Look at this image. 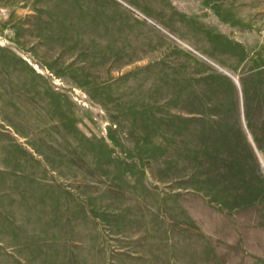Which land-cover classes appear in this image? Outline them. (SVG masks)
I'll return each instance as SVG.
<instances>
[{
  "label": "rangeland",
  "instance_id": "rangeland-1",
  "mask_svg": "<svg viewBox=\"0 0 264 264\" xmlns=\"http://www.w3.org/2000/svg\"><path fill=\"white\" fill-rule=\"evenodd\" d=\"M0 264H264V0H0Z\"/></svg>",
  "mask_w": 264,
  "mask_h": 264
},
{
  "label": "crops",
  "instance_id": "crops-1",
  "mask_svg": "<svg viewBox=\"0 0 264 264\" xmlns=\"http://www.w3.org/2000/svg\"><path fill=\"white\" fill-rule=\"evenodd\" d=\"M234 80H235V82H237V79L234 77ZM253 116V115H252ZM251 124V123H250ZM250 124H249V126H250ZM250 129H251V126H250ZM251 138L253 139V140H255V137L254 136H252L251 135Z\"/></svg>",
  "mask_w": 264,
  "mask_h": 264
}]
</instances>
